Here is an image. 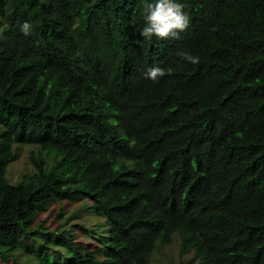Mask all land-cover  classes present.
Returning <instances> with one entry per match:
<instances>
[{"label":"trees","instance_id":"obj_1","mask_svg":"<svg viewBox=\"0 0 264 264\" xmlns=\"http://www.w3.org/2000/svg\"><path fill=\"white\" fill-rule=\"evenodd\" d=\"M145 2L0 0L3 261L23 248L39 264H151L178 235L191 263L264 264V0H176L179 39L140 35ZM154 66L171 72L153 81ZM20 144L56 155L32 150L36 171L11 183ZM83 201L106 219L75 224L98 252L65 222L35 228Z\"/></svg>","mask_w":264,"mask_h":264},{"label":"rangeland","instance_id":"obj_2","mask_svg":"<svg viewBox=\"0 0 264 264\" xmlns=\"http://www.w3.org/2000/svg\"><path fill=\"white\" fill-rule=\"evenodd\" d=\"M1 36L3 38H13V30L8 25L4 24ZM18 153L19 158L11 163L5 173L6 178L11 183H16L24 179L26 175H31L34 171H36L35 166L30 160L31 151L34 150L36 152H41L45 160L48 163L54 161V152L47 150V146L38 147L36 145H15L14 146ZM88 205L87 201H83L80 203L73 204L71 202H60L54 204L49 211L40 215L35 223V228L40 224H43L45 228L51 231H56L57 226L63 222H65V230H69L73 232L74 240L76 244H79L83 249L94 250L98 252L97 242L92 238V235L89 236L87 232H85L79 225L75 224H83L85 227L89 229L98 228L96 225L99 223L106 222V219L101 216H96L89 214L84 211V207ZM84 206V207H83ZM63 209V216L59 217L58 213ZM75 214V215H74ZM106 225V223H104ZM103 228V227H102ZM26 241L29 243H35L33 238L27 237ZM57 249V246L53 247V250ZM51 251L49 252H53ZM54 252H56L54 250ZM65 254H62L61 260H63L67 253L63 250ZM13 257L3 261L0 259V264H39L40 259L38 256L33 254L32 252H25L22 249L16 250L12 253ZM193 254H184L180 253V239L178 235H175L173 238V242L170 245L161 246L158 245L152 256H151V264H196L191 263ZM1 258V256H0Z\"/></svg>","mask_w":264,"mask_h":264},{"label":"clouds","instance_id":"obj_3","mask_svg":"<svg viewBox=\"0 0 264 264\" xmlns=\"http://www.w3.org/2000/svg\"><path fill=\"white\" fill-rule=\"evenodd\" d=\"M185 5L176 2V0H146L144 5V20L145 25L140 31V35L146 39H151L153 36L160 39H179L180 33L188 29L190 24L189 16L184 12ZM20 31L25 36L32 34V25L29 22H24ZM184 60L191 64H198L200 58L193 56L191 53L182 51L178 53ZM171 69L161 67H151L145 73L148 79L157 81L159 78L170 73Z\"/></svg>","mask_w":264,"mask_h":264}]
</instances>
